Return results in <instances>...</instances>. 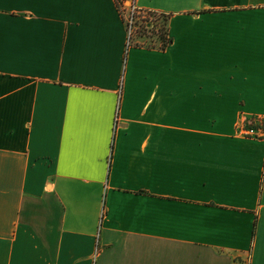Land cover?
<instances>
[{
	"label": "crops",
	"instance_id": "obj_1",
	"mask_svg": "<svg viewBox=\"0 0 264 264\" xmlns=\"http://www.w3.org/2000/svg\"><path fill=\"white\" fill-rule=\"evenodd\" d=\"M0 0V264H264V0Z\"/></svg>",
	"mask_w": 264,
	"mask_h": 264
},
{
	"label": "built area",
	"instance_id": "obj_2",
	"mask_svg": "<svg viewBox=\"0 0 264 264\" xmlns=\"http://www.w3.org/2000/svg\"><path fill=\"white\" fill-rule=\"evenodd\" d=\"M118 10L127 33V48L145 46L161 49L169 44L168 31L165 35L166 39H160L158 36L163 26V13L141 10L137 7L135 0H128L126 3L120 1ZM154 22L157 25L154 26ZM237 132L245 137L264 139V116L240 121L237 125Z\"/></svg>",
	"mask_w": 264,
	"mask_h": 264
},
{
	"label": "trees",
	"instance_id": "obj_3",
	"mask_svg": "<svg viewBox=\"0 0 264 264\" xmlns=\"http://www.w3.org/2000/svg\"><path fill=\"white\" fill-rule=\"evenodd\" d=\"M162 16H163V26H161L158 36L160 39H166L165 35H166V32L168 31L167 25H166L167 15L163 14ZM167 40H168V42H171L170 38ZM161 49H164V47H162Z\"/></svg>",
	"mask_w": 264,
	"mask_h": 264
},
{
	"label": "rangeland",
	"instance_id": "obj_4",
	"mask_svg": "<svg viewBox=\"0 0 264 264\" xmlns=\"http://www.w3.org/2000/svg\"><path fill=\"white\" fill-rule=\"evenodd\" d=\"M155 23H156V22H154V23H153V24H154V26H155V25H157V24H155ZM151 35H152V34H151ZM145 37H146V36H145ZM151 38H153V37H151Z\"/></svg>",
	"mask_w": 264,
	"mask_h": 264
}]
</instances>
